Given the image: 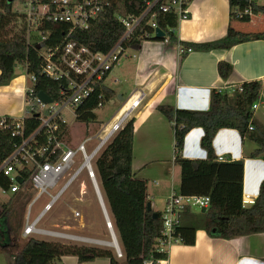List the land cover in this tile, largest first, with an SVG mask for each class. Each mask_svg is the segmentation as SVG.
<instances>
[{
    "label": "trees",
    "instance_id": "obj_1",
    "mask_svg": "<svg viewBox=\"0 0 264 264\" xmlns=\"http://www.w3.org/2000/svg\"><path fill=\"white\" fill-rule=\"evenodd\" d=\"M230 7L246 6V0H229ZM50 0H40L46 4ZM139 0H111V5L90 26L89 30L76 31L72 39L89 47L95 52H109L124 34V28L116 19V14L123 16L139 13ZM255 15L264 16V5L255 6ZM19 15L13 10V4L0 0V86L8 85L16 76L19 66L28 69V73L37 79L33 86L35 95L46 93L51 99H59V92L65 88L64 83L45 77L43 72V49H49L66 41L59 26L45 25L42 30H51L43 48L29 44L23 31L16 30ZM240 21L248 22L250 18ZM159 27L168 39L181 49V57L191 51L210 52L217 49H230L235 45L254 40H264V33L244 34L231 26L225 38L205 43H185L178 39L175 29L178 26L176 17L167 14L159 17ZM173 29L174 31H169ZM143 40H135L130 48L139 49ZM45 49V50H46ZM232 66L226 62L218 64V72L227 80L232 73ZM96 88L95 94L76 109L77 121L86 125L94 119V111L99 96L106 101L113 96V91L104 85L105 79ZM242 90L234 92L213 91L210 108L207 111L175 109L169 105L158 107L169 121L174 123L175 164L180 168L181 182L179 192L183 195L207 196L210 206L199 214L202 224L196 222L179 227L178 235L185 245H194L196 231L201 227L209 235L231 240L238 237L264 233V181L259 190L256 202L250 208H243L244 161L220 162L213 149V140L221 129L238 130L258 146L252 157L264 155V126L253 119V105L258 101L262 84L258 81L241 85ZM9 122V121H8ZM40 126L34 113L25 118V132L32 134ZM250 126L253 127L250 130ZM202 128L204 136L201 146L207 153L205 160H189L181 157L186 134ZM18 136H12L9 128L0 127V164L13 152L20 143ZM134 120L127 122L111 144L102 152L96 161V177L105 202L113 229L116 233L123 260L108 250L89 246H71L57 242H48L36 238H26L19 246L9 244L16 240L25 219L26 207L32 199L29 192L18 193L5 203H0V253L6 256L8 264H58L64 256H74L79 263L107 258L110 264H144L148 260H161L165 256L157 252V239L161 236V213L149 211L148 181L136 177L133 163ZM29 175V173H26ZM0 181L2 179L0 178ZM30 201V202H29ZM189 210V208L187 209ZM159 218H154L153 213ZM22 243V244H21ZM16 250V249H15Z\"/></svg>",
    "mask_w": 264,
    "mask_h": 264
},
{
    "label": "crops",
    "instance_id": "obj_2",
    "mask_svg": "<svg viewBox=\"0 0 264 264\" xmlns=\"http://www.w3.org/2000/svg\"><path fill=\"white\" fill-rule=\"evenodd\" d=\"M189 11L188 19L179 22L175 29L178 39L185 43H205L223 39L230 26L244 34L264 33L263 15H255L248 22L235 20L231 17L229 0H192L189 3ZM134 51L138 54L133 55L136 62L133 66L129 65L126 70L132 85L126 97L120 95L122 103L111 119L116 120L121 117L128 101L135 99L140 92L143 93L141 105L128 119V121L134 120L132 167L136 177L148 181V202L154 211L162 206L156 211L161 213L165 209L171 191H179L175 184L180 187L181 173L180 168L175 164L177 154L174 123L160 113L158 107L169 105L175 109L207 111L210 108L213 91L231 92L233 88L244 83L258 81L262 84V89L255 103L258 106L253 110V119L264 126V40L248 41L230 49L210 52L191 51L182 58L178 45L160 38H149ZM220 62L232 66V73L227 80L219 75ZM120 67L121 61L104 81V85L109 90L111 88L108 87L107 81L111 75L115 77V83L120 81L117 78L122 72ZM27 84L25 72V76H15L8 85L0 86V117L20 118L25 115ZM203 136L202 128L190 130L185 136L181 157L189 160H205L207 153L201 146ZM213 149L216 157L222 158L220 162L244 161L243 195L257 198L264 181V155L252 157L258 146L249 139L243 138L238 130L221 129L214 137ZM79 185L78 201L84 200L85 195L88 194L87 186L82 182ZM71 205L74 204L67 206L71 207ZM187 209L181 215V226L194 222L201 225L202 220L198 216L203 210ZM76 217H80V213ZM57 220L58 218H54L52 224L54 230L74 235H77L74 231L85 230L70 225L60 228L56 224ZM20 236L22 237V234L9 243L19 246L22 242ZM20 247H16L14 251L18 252ZM167 262L168 264H264V233L226 240L213 237L199 227L195 234L194 245L174 244L169 250ZM0 264H8L6 256L2 253H0ZM58 264H110V261L107 258H98L92 262L79 263L74 256H64Z\"/></svg>",
    "mask_w": 264,
    "mask_h": 264
},
{
    "label": "built area",
    "instance_id": "obj_3",
    "mask_svg": "<svg viewBox=\"0 0 264 264\" xmlns=\"http://www.w3.org/2000/svg\"><path fill=\"white\" fill-rule=\"evenodd\" d=\"M191 1L139 0L141 4L139 13L126 16L116 14L117 21L124 28V34L109 52L101 53L93 51L71 37L76 31L89 30L91 24L110 7L111 0H50L46 4L40 3V0H27L26 11L18 13L20 15L16 28L19 32H24L27 42L43 48L51 32L42 30L45 25L61 27L65 32L63 37L66 41L49 49L44 48L42 53L44 62L42 74L53 81L65 84V88L59 92L60 98L56 101L52 99V103H43L38 94L35 95L33 88L37 81L36 77L29 74L28 69L24 67L28 80L25 87V115L22 118L0 117V127L9 128L12 136L21 139L13 152L0 164L2 179L0 200L24 192L32 195L21 233L23 238L40 240L50 238L61 244L74 241L91 243L90 240L93 239L65 231L41 228L39 224L83 171H86L91 179L98 198L93 161L95 159L97 161L125 127L132 112L141 105L144 95L140 92L135 99L129 100L121 117L99 125L90 137L83 138L75 147L71 146L69 132L71 127L65 121L64 113L70 110L77 121L76 109L95 94L105 75L126 57L131 44L138 39L144 41L156 38L157 30H162L158 24L160 16L171 14L176 17L178 23L188 19ZM263 2L264 0H246V6L243 8L235 5L231 8V17L235 20L252 18L255 16V6L264 5ZM164 34L166 35L165 32ZM236 89L241 91V85L233 88L231 92ZM106 102L104 95L101 94L95 110L104 107ZM257 106L254 104L252 109H256ZM34 113L39 118L40 126L32 134L27 135L25 118ZM81 124L84 128L90 125ZM252 129L250 126V130ZM91 143L94 146L88 151ZM218 160L222 161V158ZM59 185L57 192L51 194L50 191ZM43 195H47L50 200L35 220L30 222L29 211L34 201ZM256 199L250 195H243V208L253 206ZM209 206L210 198L207 196L183 195L172 190L165 209L161 212L162 231L157 239V252L165 258L157 261L148 260L144 264H168L170 248L174 244L182 243L177 232L181 227L182 213L187 208L206 210ZM75 216H79V213L76 212ZM115 254L118 259L124 258L120 247L115 248Z\"/></svg>",
    "mask_w": 264,
    "mask_h": 264
},
{
    "label": "rangeland",
    "instance_id": "obj_4",
    "mask_svg": "<svg viewBox=\"0 0 264 264\" xmlns=\"http://www.w3.org/2000/svg\"><path fill=\"white\" fill-rule=\"evenodd\" d=\"M26 2L27 0H14L13 10L17 13L25 12ZM134 54L138 55L137 52L134 51L133 48H130L125 55L126 57H123L120 60L121 61L120 68L122 69V72L119 75H117V78L120 80L118 83L114 82V78H115L114 76L111 75L109 77V80L107 81V85L113 91V96L109 98V100L105 103L104 107L96 109L94 111L95 119L90 123L89 126H85V128L82 127L83 125L81 123H78L75 120L74 113H72L70 110L65 111L64 113L65 121L71 127V131L69 130V132L71 133L70 141H71L72 147L77 146L78 143L83 138L90 137L96 131V128L99 127V125L109 121V119H111V117L117 111V109L122 103V101L120 100V95H123L124 97H126L127 93L129 92V88L132 85L131 79L129 78V74L126 70L129 65L133 66L135 64L136 59L133 58ZM16 76H25V69L23 66H19L17 68ZM93 146H94L93 143L89 144L88 151H90L93 148ZM93 165L96 170V159L93 161ZM81 182L87 186L88 194L85 195L84 200L78 201L79 199L78 190L80 187L79 184ZM97 183L99 185L98 178H97ZM59 187L60 185L54 188L53 190H51L50 191L51 194L56 193ZM175 187L176 189L179 188L177 186V183L175 184ZM8 200H9L8 198H2L0 200V203H5ZM49 200L50 198L47 195H43L34 201L33 206L29 211L30 222L35 220V218L42 211L45 204L49 202ZM68 204L69 205L74 204V205H71L70 207V206H67ZM63 207H66L65 208L66 210L65 209L61 210ZM161 208L162 206L158 207L156 211L160 210ZM74 211L79 212L80 217H76L74 215L75 213ZM54 218H58L56 224L59 225L60 228L66 225H70L76 228H79V227L85 228V230L83 231L81 230L74 231V232H77L78 236H83V237L90 238L93 240L111 241L110 230L108 229L99 199L96 196L93 183L91 179H89V176L87 175L86 171H83L81 175L79 176L78 180L64 193V195L54 205L53 209L45 216V218L39 224V227L45 228V229H55L52 226L54 222ZM24 223H25V219L23 220L22 228L19 231L20 234L22 232ZM21 240H24V238L21 237ZM43 240L48 241V242H56L50 238H45ZM9 244H12V242H10ZM66 244L71 245V246L95 247L101 250H108L112 252L113 254H115V248L103 246V245H99L95 243H82L79 241H74V242H67ZM120 260H123V259H120Z\"/></svg>",
    "mask_w": 264,
    "mask_h": 264
},
{
    "label": "water",
    "instance_id": "obj_5",
    "mask_svg": "<svg viewBox=\"0 0 264 264\" xmlns=\"http://www.w3.org/2000/svg\"><path fill=\"white\" fill-rule=\"evenodd\" d=\"M14 0H7V3L8 4H13ZM164 32H162V30L158 29L157 30V34H156V38H163L164 37ZM38 98L43 102V103H52V99L44 92H39L38 94ZM95 187H96V190H97V194H98V198H99V202H100V205H101V208H102V211H103V214H104V217H105V220H106V223H107V226H108V229L110 230L111 232V236H112V239H113V242L116 243V248H119V244H118V240H117V236H116V233L112 227V222H111V219L109 217V214H108V211H107V208H106V205H105V202L103 200V197L101 195V192H100V188L97 184V182H95ZM147 207H148V210L151 211L152 208H151V204L148 202L147 204ZM153 217L154 218H159V214L158 213H153Z\"/></svg>",
    "mask_w": 264,
    "mask_h": 264
},
{
    "label": "bare ground",
    "instance_id": "obj_6",
    "mask_svg": "<svg viewBox=\"0 0 264 264\" xmlns=\"http://www.w3.org/2000/svg\"><path fill=\"white\" fill-rule=\"evenodd\" d=\"M85 189V186L83 187ZM111 235V232H110ZM30 238V237H29ZM26 239V238H24ZM91 243H95V244H99V245H103V246H108V247H112V248H116V243L113 242V239L111 237V241H95V240H90Z\"/></svg>",
    "mask_w": 264,
    "mask_h": 264
}]
</instances>
